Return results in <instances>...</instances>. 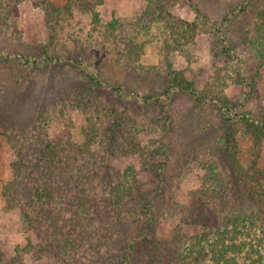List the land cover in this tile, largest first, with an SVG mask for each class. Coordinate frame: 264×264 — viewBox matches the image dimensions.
<instances>
[{
	"label": "rangeland",
	"instance_id": "374dc122",
	"mask_svg": "<svg viewBox=\"0 0 264 264\" xmlns=\"http://www.w3.org/2000/svg\"><path fill=\"white\" fill-rule=\"evenodd\" d=\"M263 7L103 0L98 23L77 6L50 15L31 0H0V264H170L181 240L211 237L222 194L235 192L239 203L264 170V137L259 147L252 137L264 121V61L249 45ZM177 19L200 25L182 30ZM49 146L57 159L41 154ZM52 170L66 179L53 208L69 206L64 194L79 190L91 212L98 202L111 214L75 232L62 225L63 236L79 240L66 249L57 236L49 249L50 223L37 225V235L4 193L18 181L23 204L25 190H42ZM211 170L223 178L216 188ZM206 190L221 194L211 199ZM116 191L128 196L121 209ZM192 202L204 216L185 219ZM29 236L38 246H28ZM262 238L252 242L264 250Z\"/></svg>",
	"mask_w": 264,
	"mask_h": 264
},
{
	"label": "trees",
	"instance_id": "16d2710c",
	"mask_svg": "<svg viewBox=\"0 0 264 264\" xmlns=\"http://www.w3.org/2000/svg\"><path fill=\"white\" fill-rule=\"evenodd\" d=\"M9 2L15 0H8ZM20 2L21 0H16ZM32 3L36 7L44 8L47 14H60L64 10L68 11L74 6H77L82 12L91 13L93 16V20L98 23H102L101 15L98 10V6L103 3V0H68L66 4L62 7L56 6L52 0H31ZM172 17V14H170ZM258 17L256 20V25L253 29V34L251 35L249 45L251 48L252 54L256 57L261 59V62L264 61V7L258 12ZM181 24L180 27L182 30H189L196 28L200 23L198 21L188 22L183 19H177ZM111 26H115L113 23L110 24ZM106 25L105 29H109ZM114 28V27H113ZM110 30V29H109ZM129 55L128 58L131 59L136 57L138 52L134 46L129 45ZM239 75L241 76L242 73L239 71ZM188 85L192 88V84L189 82ZM188 89V87H185ZM223 101H229V99L223 96ZM225 105V104H224ZM252 137L256 147L261 145V142L264 137V121L259 124H254L252 128ZM51 146V145H50ZM49 150H42L41 154L43 156H47L51 159H55L57 157L58 151L57 147L52 146ZM91 151V150H90ZM27 157V156H25ZM24 155L19 158L20 166L19 170L22 167L27 166L25 162ZM257 157L254 159V167H257ZM57 159V158H56ZM235 166L237 164L234 162ZM239 170H244L240 165ZM18 170H15L17 173ZM262 177L256 179L253 176V182L249 185V190H245L240 195V202L234 201L235 192L228 191L224 195L222 194L221 198L224 202L222 206L216 205V211L220 212L221 216H218V222L208 226L211 230V237L201 238L198 237L201 234H197L191 238V241L186 242V240H181V243H178L177 251L173 258L171 257L170 264H240V257L243 256V264H263V257H264V250L263 247L260 249L258 248V242L255 244L252 242L256 240L257 237L261 238L264 236V170L261 171ZM52 175L56 179L52 178ZM212 175V176H211ZM207 178L213 179L212 184L216 183L215 188L219 185V182L223 178H216L213 175V170L210 171ZM39 179V177H38ZM66 179L58 172L56 173L55 170L50 171V181L45 182V187L41 190L38 187L36 190H25V195H27V201L22 204L20 202L21 196L20 190L17 189L18 181L16 183L11 182L10 187L8 189L12 190H5L4 193L10 203H17L20 206V210L24 215L29 226L33 229V231L37 232V235H41V231H39L38 226L39 224H43V222L50 223V229L44 227V235L47 237L46 245L48 244V248L51 249L52 245L49 243L50 236H57L59 239H63L64 243L62 249H66L68 245L76 246L77 238H74V234H70L72 236L64 235L63 230L61 229L62 225H69L74 226V232L78 229V227L85 226V228L92 226L95 222L102 219H108L110 217V212L104 209H100L99 207L102 206L96 202L93 204L95 209V213L91 212L86 207V201L84 199L85 195L82 192L75 191L74 194L70 193V195H65L67 199L70 201L69 206L63 205H56L57 207L53 208L52 204L56 197H59L56 193H61L62 184L65 183ZM211 184V185H212ZM232 185V184H230ZM67 186V185H65ZM212 187V186H210ZM248 187V186H247ZM207 194L211 199L216 198L218 195L221 194L219 190H206ZM122 191H116V194L113 196V202H117L116 204L121 209L123 208L127 202V195L123 196ZM226 197V198H225ZM203 196L198 198L199 203H201ZM128 200V199H127ZM62 199L60 200V202ZM213 201V200H212ZM58 201H55L57 203ZM197 204V203H196ZM192 202V204L186 205L185 210L186 213L184 215L185 219L204 216L205 212L198 213L197 212V205ZM37 207H40L38 209ZM37 208L38 210L36 211ZM36 211L33 213L32 211ZM42 212L41 218H39V213ZM67 212V215L65 214ZM121 210L118 212L117 220L114 222H110V225L113 226L117 222L121 221ZM98 219V220H97ZM97 228H100L97 226ZM106 229L114 230L113 227H109ZM50 232L52 234H50ZM69 232H72V229H69ZM206 234V233H204ZM61 235V236H59ZM114 235V234H113ZM181 237V236H180ZM202 239H205L207 243H209L210 247L207 248L206 246H202ZM264 240V238H262ZM184 241V242H183ZM204 241V240H203ZM41 244V243H40ZM42 245V244H41ZM28 246L35 247L38 246L36 242H34L32 236L28 237ZM19 251V250H18ZM258 255V256H256ZM211 260V261H210ZM151 264H155V259L151 262Z\"/></svg>",
	"mask_w": 264,
	"mask_h": 264
}]
</instances>
